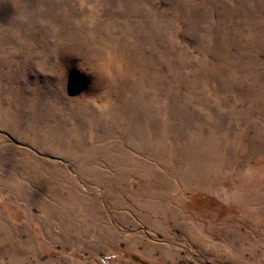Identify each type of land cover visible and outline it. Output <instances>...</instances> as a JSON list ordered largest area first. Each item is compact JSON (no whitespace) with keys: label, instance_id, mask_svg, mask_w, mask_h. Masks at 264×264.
<instances>
[{"label":"rangeland","instance_id":"374dc122","mask_svg":"<svg viewBox=\"0 0 264 264\" xmlns=\"http://www.w3.org/2000/svg\"><path fill=\"white\" fill-rule=\"evenodd\" d=\"M0 264H264V0H0Z\"/></svg>","mask_w":264,"mask_h":264},{"label":"clouds","instance_id":"9594fccd","mask_svg":"<svg viewBox=\"0 0 264 264\" xmlns=\"http://www.w3.org/2000/svg\"><path fill=\"white\" fill-rule=\"evenodd\" d=\"M64 51L77 57L80 61V67L85 71L92 73H103L106 77L111 76V71L108 67L93 63V57L89 56L85 52H82L77 46L70 45L65 48Z\"/></svg>","mask_w":264,"mask_h":264},{"label":"bare ground","instance_id":"6f19581e","mask_svg":"<svg viewBox=\"0 0 264 264\" xmlns=\"http://www.w3.org/2000/svg\"><path fill=\"white\" fill-rule=\"evenodd\" d=\"M118 168V167H117ZM121 169V168H120ZM125 203V202H124Z\"/></svg>","mask_w":264,"mask_h":264}]
</instances>
